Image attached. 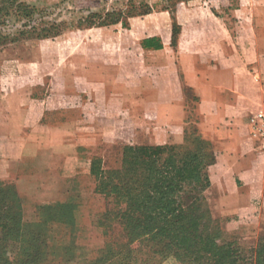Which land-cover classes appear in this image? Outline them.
Masks as SVG:
<instances>
[{
    "label": "crops",
    "instance_id": "crops-1",
    "mask_svg": "<svg viewBox=\"0 0 264 264\" xmlns=\"http://www.w3.org/2000/svg\"><path fill=\"white\" fill-rule=\"evenodd\" d=\"M215 1L178 8L174 45L172 18L159 11L154 22L142 20L145 31L135 49L126 41L129 54L123 60L62 61L70 87L58 86L59 94L47 87L35 95L31 73L16 74L22 81L0 90V137L22 138L16 155L3 165L15 174L23 210L46 201L72 202L77 226L85 202L101 196L89 172H64L68 162L76 165L79 159L77 132L86 117L103 142L134 143L148 128L172 130L187 123L183 89L188 88L197 98V128L216 156L204 192L212 215L241 244H255L264 229V148L252 136L249 118L264 106V8L244 10L243 0H231L230 7L226 0ZM152 38L160 47L142 46ZM135 51L155 56H132ZM110 65L122 66L121 100L113 90L104 91L110 75L80 84L91 66Z\"/></svg>",
    "mask_w": 264,
    "mask_h": 264
},
{
    "label": "trees",
    "instance_id": "trees-1",
    "mask_svg": "<svg viewBox=\"0 0 264 264\" xmlns=\"http://www.w3.org/2000/svg\"><path fill=\"white\" fill-rule=\"evenodd\" d=\"M174 12L169 11L172 45L180 32ZM50 13L48 6L0 0V45L60 35L66 22L48 18ZM124 14L114 10L92 12L78 19L76 25H125ZM154 40H143L142 46L160 47ZM198 130L196 126L189 133L186 142L191 140L193 144L185 149L177 145L124 144L118 167L104 168L100 157L92 159L89 173L94 177V191L106 199L97 220L105 242L94 264H153L149 261L153 255L162 260L170 254L184 264H264L262 236L244 254L240 241L236 243L227 236L225 227L212 215L204 192L210 184L208 167L216 156L211 142ZM109 200L118 206L115 210ZM75 210L72 202L39 203L36 219L26 221L15 183L8 185L0 180V264H45L49 257L63 263L72 260L74 236L68 245L56 246L49 243V233L54 223L66 224L74 231ZM112 221L123 228L125 240L111 237ZM137 241L144 242L153 255L139 258L134 246Z\"/></svg>",
    "mask_w": 264,
    "mask_h": 264
},
{
    "label": "rangeland",
    "instance_id": "rangeland-1",
    "mask_svg": "<svg viewBox=\"0 0 264 264\" xmlns=\"http://www.w3.org/2000/svg\"><path fill=\"white\" fill-rule=\"evenodd\" d=\"M29 4L37 6H48L50 14L48 18H55L57 20H64L66 28L63 33L51 38L45 39H29L21 40L15 43H6L0 45V90H6L15 86L22 78H17L16 74H33L34 80L37 84L34 87V94L43 95L49 87L51 94H59L58 86L63 89H68L70 84L69 79H66L63 66L64 60H123L124 55L128 56L126 51V41L130 39L134 48V43L144 34L145 31L144 20L151 22L155 21V14L159 11L175 10L180 7L184 10L186 7H192L198 4L211 2V0H21ZM212 2H216L212 0ZM235 2V1H234ZM244 10H261L264 8V0H243ZM195 3V4H194ZM231 0H226V5L230 7ZM225 9V5H222ZM222 7L220 10H223ZM215 9V8H214ZM121 12L123 20L126 22L122 25L120 22L102 27H81L77 28L76 22L78 19L86 16L88 13H101L106 11ZM218 14H224L219 12ZM227 11V10H226ZM257 11V12H258ZM264 12V9H263ZM151 14V15H150ZM245 14V13H244ZM264 14V13H263ZM172 15V13H171ZM170 15V16H171ZM257 15V13H256ZM260 15V14H259ZM245 17V16H244ZM264 18V15H263ZM174 19L175 15H174ZM143 20V21H142ZM257 22V21H256ZM179 25V24H178ZM106 27L108 29H106ZM260 32V31H259ZM112 33V34H110ZM146 33V32H145ZM95 43V44H93ZM132 56L141 55L145 58H154L153 53H139L135 51L131 53ZM80 64V65H79ZM82 63H78L81 68ZM98 66V65H97ZM72 69V65L67 67ZM122 66L110 65L107 68L95 69L90 67L89 71L82 76L81 86L88 84L90 80L95 79L97 82L102 81L103 77L110 75L112 81H104L106 85L104 91L113 90L117 93L120 100L123 94L122 88ZM107 74V75H106ZM106 75V76H104ZM88 78V81L86 80ZM116 78V81H114ZM24 79V78H23ZM50 79L52 82H50ZM88 82V83H87ZM50 83V86L48 84ZM65 84L67 86H65ZM55 85V86H54ZM48 93V91H47ZM185 99V110L187 116V123L182 128H174L172 130H159L155 128H148L144 132L142 140L129 143L123 140H116L114 142H103L102 134L98 130L89 127V119L83 121V127L77 132V148L79 152V159L76 162H68L67 170L64 172L83 173L89 172L90 163L93 158L100 157L102 159L101 165L104 168L118 167L121 163V151L124 144H143V145H177L186 148L188 144H193L191 140L186 142L187 136L196 128V122L199 118L196 101L197 98L188 88L183 89ZM1 94V93H0ZM2 98V97H0ZM116 102L117 99H116ZM1 103V101H0ZM2 105L0 104V112ZM199 131V130H198ZM200 132V131H199ZM187 134V135H186ZM202 135V133L200 132ZM21 137L7 138L0 137V180L11 185L14 183L15 174L10 172L3 161L12 158L16 155ZM99 199H92L85 202L84 207L80 211V217L75 230L66 224L54 223L51 226L49 233V243L56 246L68 245L74 236L75 238V254L72 260L63 263L62 259L53 258L45 262V264H94V259L98 255L100 249L105 242V235L103 228L98 224L97 220L101 214L98 210H103L106 205V199L99 196ZM110 207L116 209L118 206L111 200ZM54 201H46L42 203H52ZM99 207V208H98ZM98 209V210H97ZM102 211V212H103ZM101 212V213H102ZM35 210L32 208L25 209L23 212L26 221H33L36 219ZM99 214V215H98ZM215 218V217H214ZM219 224L224 227V222L218 219ZM113 239L125 240L123 228L115 221L111 222L109 229ZM74 234V235H73ZM230 238L236 240L235 236L228 235ZM264 238V229L258 234L259 237ZM74 240V239H73ZM258 241V240H257ZM255 242L252 246L238 244L240 249L244 250V254H248L247 250H251L256 246ZM138 250L139 258L149 257L151 254L149 247L144 242L137 241L134 244ZM150 263L153 264H184V262L176 259L171 254L164 259H160L157 255L150 258Z\"/></svg>",
    "mask_w": 264,
    "mask_h": 264
},
{
    "label": "built area",
    "instance_id": "built-area-1",
    "mask_svg": "<svg viewBox=\"0 0 264 264\" xmlns=\"http://www.w3.org/2000/svg\"><path fill=\"white\" fill-rule=\"evenodd\" d=\"M251 134L261 147L264 148V106L258 112L251 114L249 118Z\"/></svg>",
    "mask_w": 264,
    "mask_h": 264
}]
</instances>
